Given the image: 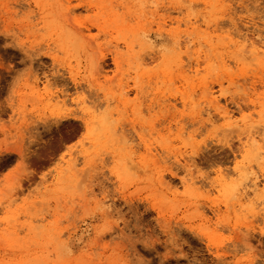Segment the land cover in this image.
Wrapping results in <instances>:
<instances>
[{
  "label": "rangeland",
  "instance_id": "rangeland-1",
  "mask_svg": "<svg viewBox=\"0 0 264 264\" xmlns=\"http://www.w3.org/2000/svg\"><path fill=\"white\" fill-rule=\"evenodd\" d=\"M0 264H264V0H0Z\"/></svg>",
  "mask_w": 264,
  "mask_h": 264
},
{
  "label": "bare ground",
  "instance_id": "bare-ground-1",
  "mask_svg": "<svg viewBox=\"0 0 264 264\" xmlns=\"http://www.w3.org/2000/svg\"><path fill=\"white\" fill-rule=\"evenodd\" d=\"M242 38H243V41H244V45H246V43H247L250 46L258 48V43L254 39H252L251 37L245 35V36H242ZM195 60H196V64L200 63L199 57H196ZM249 137L251 139L253 136L250 135ZM255 184H257V183H255Z\"/></svg>",
  "mask_w": 264,
  "mask_h": 264
}]
</instances>
